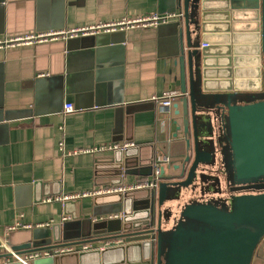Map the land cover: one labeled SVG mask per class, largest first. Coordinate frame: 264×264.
I'll list each match as a JSON object with an SVG mask.
<instances>
[{"label": "crops", "instance_id": "0c3cea01", "mask_svg": "<svg viewBox=\"0 0 264 264\" xmlns=\"http://www.w3.org/2000/svg\"><path fill=\"white\" fill-rule=\"evenodd\" d=\"M220 1L206 4L195 41L202 88L259 90L255 31L245 23L250 19ZM173 6L170 0H0V38L180 10ZM174 22L0 48V240L11 247L30 240L32 231L49 229L63 219L65 199H79L93 222L109 218L115 206H95L96 195L82 194L150 180L149 162L181 158L173 110L161 112L154 101L164 91L179 93L171 59ZM68 102L73 110L63 113ZM122 142L138 147L142 167L122 175L120 184H95L114 175L95 166L111 156L110 144ZM75 150L88 151L67 154ZM16 222L30 227L7 231ZM251 264H264V236Z\"/></svg>", "mask_w": 264, "mask_h": 264}, {"label": "water", "instance_id": "95a60500", "mask_svg": "<svg viewBox=\"0 0 264 264\" xmlns=\"http://www.w3.org/2000/svg\"><path fill=\"white\" fill-rule=\"evenodd\" d=\"M170 1L182 11L174 22L177 44L171 59L178 67L173 80L179 82V95L170 106V122L184 153L161 163L155 187L93 197L95 206H115L119 217L93 222L84 217L79 199L63 200L60 222L32 231L30 240L11 246L15 254L50 251L30 264H251L264 236V191L240 193L239 188L264 178V0L220 1L233 15L254 22L245 23L255 31L251 46L261 78L259 90L224 92L202 88V59L195 43L206 4L219 0ZM138 154L137 146L112 149L95 168L114 175L104 174L95 184H120L122 175L142 167ZM152 165L149 162L147 176H152ZM73 204L77 211H70ZM107 239L121 243L51 254L59 247ZM10 257V252L0 254V259Z\"/></svg>", "mask_w": 264, "mask_h": 264}, {"label": "built area", "instance_id": "2783aa9c", "mask_svg": "<svg viewBox=\"0 0 264 264\" xmlns=\"http://www.w3.org/2000/svg\"><path fill=\"white\" fill-rule=\"evenodd\" d=\"M182 17V11H171V12H164V13H149L144 14L142 16L136 17H121L115 20L110 21H100L95 24H90L86 26H78V27H71V28H64V29H51L45 31H37V32H30L20 35H12V36H5L0 38V48H9L13 46H20V45H28L33 43H41L47 42L57 39H66L71 38L78 35H86V34H96L98 32H114L118 29H127L135 26L141 27H157L160 24H164L170 22L172 20H177ZM206 43L203 44V46ZM179 93L168 90L162 92L158 97L154 98V101L157 102L158 110L163 112L168 110L172 104V102L176 99ZM73 110L72 103L68 102L65 103L63 106V113H67ZM132 143L122 142L120 143H112L108 146L109 150L118 148V147H128L131 146ZM62 146V142L60 143ZM105 150V148L99 150ZM97 150V151H99ZM88 150H75L72 152H68L67 154H76L78 152H87ZM170 161L169 156H161L155 160L153 163V170L152 176L150 180H138L134 181L129 184H120L117 186H108L106 188H100L97 190H93L91 192H84L82 195H97L101 193H123L127 190L137 189V188H144V187H155L160 175V165L162 162L168 163ZM66 198V197H64ZM113 217H119L121 214H113ZM30 227L28 224L16 222L7 228V231L14 230L16 228H28ZM120 239H107L100 243H82L76 245H69L65 247H59L51 251V254H61V253H71L81 250H89V249H103L108 246L120 244ZM0 248L4 252L12 253V257L7 258L10 260L20 261L25 264H30L31 260L38 257L48 256L50 254L49 250L45 251H36V252H27L23 254H15L11 247L4 241L0 240ZM8 262V261H6Z\"/></svg>", "mask_w": 264, "mask_h": 264}, {"label": "flooded vegetation", "instance_id": "af4514ba", "mask_svg": "<svg viewBox=\"0 0 264 264\" xmlns=\"http://www.w3.org/2000/svg\"><path fill=\"white\" fill-rule=\"evenodd\" d=\"M264 191V178L240 186V193H258Z\"/></svg>", "mask_w": 264, "mask_h": 264}]
</instances>
